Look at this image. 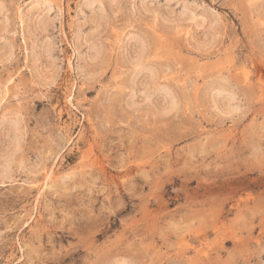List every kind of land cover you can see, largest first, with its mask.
<instances>
[{"label": "rangeland", "instance_id": "obj_1", "mask_svg": "<svg viewBox=\"0 0 264 264\" xmlns=\"http://www.w3.org/2000/svg\"><path fill=\"white\" fill-rule=\"evenodd\" d=\"M0 264H264V0H0Z\"/></svg>", "mask_w": 264, "mask_h": 264}, {"label": "bare ground", "instance_id": "obj_2", "mask_svg": "<svg viewBox=\"0 0 264 264\" xmlns=\"http://www.w3.org/2000/svg\"><path fill=\"white\" fill-rule=\"evenodd\" d=\"M140 59H141V58H140ZM140 59H137V61H140ZM6 167H7V166H6ZM5 169H6V168H5ZM5 169H4V170H5ZM8 172H9V171H8Z\"/></svg>", "mask_w": 264, "mask_h": 264}]
</instances>
